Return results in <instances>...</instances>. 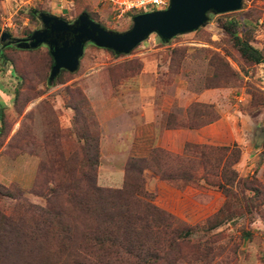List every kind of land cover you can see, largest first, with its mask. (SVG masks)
<instances>
[{
	"label": "rangeland",
	"instance_id": "obj_1",
	"mask_svg": "<svg viewBox=\"0 0 264 264\" xmlns=\"http://www.w3.org/2000/svg\"><path fill=\"white\" fill-rule=\"evenodd\" d=\"M34 10L70 22L88 12L116 31L135 15L117 17L102 0H0V28L27 37L42 26ZM231 21L264 53V0L210 14L168 42L151 34L129 54L89 43L79 69L53 83L48 46L5 48L0 215L44 229L36 248L26 237L14 242L4 264H26L29 253L27 264H72L86 251L99 257L88 242L98 226L120 230L131 250L109 264H264V63L241 55ZM188 142L230 147L229 198L217 177L205 178L223 165L217 153L211 168L197 158L180 175ZM94 175L109 190L101 199L91 193ZM138 211L148 218L134 225Z\"/></svg>",
	"mask_w": 264,
	"mask_h": 264
},
{
	"label": "water",
	"instance_id": "obj_2",
	"mask_svg": "<svg viewBox=\"0 0 264 264\" xmlns=\"http://www.w3.org/2000/svg\"><path fill=\"white\" fill-rule=\"evenodd\" d=\"M244 0H170L166 9L137 13L132 25L124 31L111 30L94 20L89 13H81L70 22L47 11L33 12L42 26L27 37H15L0 28L3 46L36 49L46 45L53 57L49 83H53L62 70L75 72L87 44L110 49L116 54H129L140 43L157 34L163 42L191 33L209 22L210 14L240 10Z\"/></svg>",
	"mask_w": 264,
	"mask_h": 264
},
{
	"label": "trees",
	"instance_id": "obj_3",
	"mask_svg": "<svg viewBox=\"0 0 264 264\" xmlns=\"http://www.w3.org/2000/svg\"><path fill=\"white\" fill-rule=\"evenodd\" d=\"M35 15L36 14L34 12H32V16H35ZM90 16L94 20H96V18H94V16H92L91 14H90ZM227 26H228V29L230 30L231 34H232V37H233L235 44L238 47L241 55L243 57H245L248 61H251L253 63H264V53L259 48L253 46L248 40L244 39L238 33V31L234 28V22H232V21L229 22L227 24ZM9 47H11V46H9ZM108 50H110V49H108ZM110 51L113 52V54L117 55L114 51H112V50H110ZM53 63H54V61H53ZM65 71H67V70H62L61 73L59 74V76ZM3 109H4V105H3L2 101H0V120L1 121L4 119ZM229 150H230V147H227V146H211L208 144H197V143H190V142L186 143L185 153H186L187 157L184 159L185 161H182L179 164L181 166V168L183 167V169H181V171L183 173H181L180 175L185 174L186 169L190 170V168H187V165L192 164L197 158H200L201 167L207 170V166L210 163L212 164V162L210 160V154L217 153L218 159H217L216 167L219 168V166L221 164H223V165H222L220 170H217V168H216V171L213 170L209 165L212 172H210L211 174L208 172L207 175H205V178L209 175H211V176L214 175L215 177H217V179H219L220 181H216L217 182L216 184H221V186L225 187L224 192H225L227 198H229V196H231L230 195L231 191H230L229 187H226V185L227 184L229 185V184L233 183V181H234L233 179L228 178L227 173H226L227 157H229L231 154V152L229 154ZM225 157H226V159H225ZM208 162H210V163L208 164ZM173 176H174L173 171L170 172V174L168 173V178H171ZM92 184L93 185H92V192L91 193L95 196H100V199L102 198V195H104L106 192L109 191V190H105L103 188H100L96 185L95 175H94V181ZM138 188H139L140 192H143L140 190L141 189L140 186ZM115 203H116V201H115ZM119 208L122 209L121 206H119ZM225 211L226 210L224 208H221L219 212L223 213ZM122 216L123 217L126 216L128 218V216H129L128 215V209H126L125 211L122 212ZM145 217L148 218V216H145ZM145 217L143 214L141 215L140 211H138V213H136V218H135L136 221H134V225L136 224L135 222H140L142 220L145 221ZM10 222H12V221H10V219L8 220L6 216L0 215V264H4V262L9 258V255L11 254L10 253L11 248H14V244H15L14 242H16L17 244L19 242L21 243L22 237H26V239L32 245H34V248H36V245L39 246L40 240H41V235H42V230L44 229V226L39 221H37L35 223L31 222V227H28L25 225L19 226V225H16L14 223H10ZM156 226H159V225L156 224ZM118 228L120 229V227H118ZM97 229H98L97 231H93L91 233L92 235L90 234L88 236V242L93 241L96 248L98 250H101V251H98V253H97L98 255L100 254L101 256L97 257V255L95 256V254L92 251L91 252L86 251L84 253V255L77 254L75 258H72V260L69 259L70 262L71 261L73 262L72 264H80V261L82 264H109L111 262L110 257L115 256L114 257L115 261H118V260H123L125 258L124 257L125 255L127 256V254L131 253L130 248H127V246H126V248H123L122 241H120L118 239L117 231H120V230H117L116 232L112 231L110 233L109 230L107 229L108 232L106 233L105 230L100 229L99 226L97 227ZM60 240L62 241V238ZM130 246H131V244H130ZM32 251L33 250H31V252ZM101 253L102 254L104 253L105 255H107L108 259L104 260L102 258L103 255ZM29 256H30V253L28 254V257H26V261H25L26 264L29 263V260H28ZM42 261L40 260L37 264H41ZM48 264H50V263H48Z\"/></svg>",
	"mask_w": 264,
	"mask_h": 264
},
{
	"label": "built area",
	"instance_id": "obj_4",
	"mask_svg": "<svg viewBox=\"0 0 264 264\" xmlns=\"http://www.w3.org/2000/svg\"><path fill=\"white\" fill-rule=\"evenodd\" d=\"M112 4L117 17L129 13L137 14L152 10L166 9L170 0H102Z\"/></svg>",
	"mask_w": 264,
	"mask_h": 264
},
{
	"label": "flooded vegetation",
	"instance_id": "obj_5",
	"mask_svg": "<svg viewBox=\"0 0 264 264\" xmlns=\"http://www.w3.org/2000/svg\"><path fill=\"white\" fill-rule=\"evenodd\" d=\"M9 46H12V45H9ZM9 46H3V42L0 41V58L3 57V54H4V50L5 48L9 47ZM14 46V45H13Z\"/></svg>",
	"mask_w": 264,
	"mask_h": 264
}]
</instances>
